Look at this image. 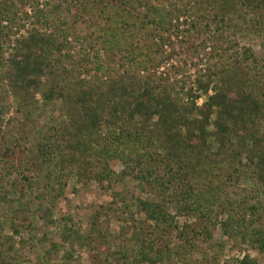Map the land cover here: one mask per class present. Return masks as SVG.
<instances>
[{
  "label": "trees",
  "instance_id": "trees-1",
  "mask_svg": "<svg viewBox=\"0 0 264 264\" xmlns=\"http://www.w3.org/2000/svg\"><path fill=\"white\" fill-rule=\"evenodd\" d=\"M40 1L0 0V116L2 97L10 90L19 98L20 112L33 120L31 102L37 94L44 106L61 101L64 116L33 141L20 133L2 156L29 153L24 172H31L32 179L14 178L11 168L0 170V202L18 204L0 216V264H25L18 243L24 250L34 241L36 211L49 197L61 196L72 177L80 183H108L109 188L132 179L154 186L164 202L126 198L124 206L116 207L122 195L115 193L114 201L92 216L86 236L69 227L71 220L60 225L47 211L43 220L60 225L61 231L39 242L46 247V260L70 245L60 264H72L73 247L79 245L94 252L92 264H195L191 255L202 243L212 253L205 264H220L217 250L223 251L225 242L214 241L218 227L223 237L241 240L264 257V59L251 49L240 54L239 45L224 38L227 32L245 31L264 38V0H42L45 6L39 9ZM18 4L33 6L35 20L28 37L18 40L6 59L14 29L23 20ZM140 7L146 9L144 18ZM182 17L193 19L199 35L214 33L220 44L206 72L198 73L196 90L186 93L183 86L137 74L152 64V53L143 54L142 45L159 46L153 39L163 41L162 34ZM94 19V24H109L99 37L107 54L118 51L114 62L120 69L110 66L89 81L68 68L76 60L69 38L82 21ZM117 19L120 31L113 28ZM210 90L214 94L199 107ZM117 162L124 166L119 174L113 167ZM242 185L245 196L229 203L223 219L216 205ZM33 186L46 191L37 197L36 208L27 194ZM11 195L19 197L11 200ZM104 214L122 224L117 234L111 231V219L101 222ZM179 216L197 217L200 223L197 228L188 222L180 226ZM236 264L260 263L246 255Z\"/></svg>",
  "mask_w": 264,
  "mask_h": 264
},
{
  "label": "rangeland",
  "instance_id": "rangeland-1",
  "mask_svg": "<svg viewBox=\"0 0 264 264\" xmlns=\"http://www.w3.org/2000/svg\"><path fill=\"white\" fill-rule=\"evenodd\" d=\"M134 2L136 6H139L137 1ZM44 6L45 2L41 0L38 4V8L42 9ZM18 7L21 9L20 16L23 17V20L21 26L14 29L15 34L11 38L10 48L5 52L6 59L10 57L13 49L17 46V41L28 37L35 20L36 9L33 6L28 5L23 8L18 4ZM139 11L142 15L141 17L144 18L146 9L140 7ZM72 13L75 15L76 9H73ZM25 14L28 15V18H25ZM88 18L89 17H87V19ZM82 22L76 27V35L69 38L71 54L76 57V60L74 65L68 68L72 70L78 69L79 72L77 73H80L83 79L89 81L97 76L102 77L110 66L118 71L120 67L114 62L119 58L116 57V54H119L118 51L115 50L113 53L107 54L103 48V41L99 37V34L102 32L101 29L108 27L109 24L105 20H100L97 24H94L95 19L93 23L89 21ZM173 25L174 27H172L170 32L162 34L163 41H161L160 38H151L155 40L154 43L159 46L155 44L151 45L147 43V41V44L145 43L142 45L143 54L151 55L152 53V64L138 69L137 74L142 78L152 76L157 81L161 80L163 81L162 83L168 85H177L179 88L183 86L184 93H186L190 89L196 90L195 82L198 73L200 71L203 73L206 72V69L211 63L210 57L212 52L215 47L220 44L215 35H213L214 33L199 35L197 29L193 27V19L191 17H182L179 22L175 19ZM121 27L122 22L119 21V19L113 21L114 29L120 31ZM77 34L79 36H77ZM224 38L236 42L239 45L238 51L240 54L245 49H251L258 59H264V38L253 33H248L247 31L237 35L227 32ZM86 57L88 60H86ZM142 60L143 58H141L140 61ZM133 67L134 70L135 66ZM128 69H131L129 65ZM213 94V90H210L207 95L202 96L197 102V105L199 107L202 106L204 102L208 100V97ZM2 99L4 100L1 101L3 110L0 116V170L3 168H8L9 170L13 169V177H16L18 180L21 179V176L32 179L31 172H24L25 163L29 160V153L24 155L22 151H17L15 157L10 159L2 158V156L5 154L7 146L10 147L14 139L21 136L20 133L23 134L26 140L30 139L33 141L34 138L43 135L50 127L57 125L64 116L62 110L63 103L61 101H56L49 106H44L42 95L37 94L34 102H31L34 108H32V112H34L33 120L31 117L20 112L19 98L16 97L12 90L2 97ZM182 99L184 103L189 102V97L185 96V94H182ZM113 167L118 174L124 170V166L120 162L114 164ZM65 183V190L61 196L58 195V197L56 196L55 198L49 197L48 200L44 202L43 207L36 211V216L33 219L35 228L34 241L24 250L21 249L17 242V247L25 258V264H60V260L65 255V252L71 251L72 247L66 245L60 250L57 258L50 261L46 260V247L39 243L44 235L47 234L50 238H56L61 231L59 226L64 224L63 219L65 218L71 220V222H67L69 227H74L77 231H80L82 236L88 235L91 233L92 216L97 211L103 212L101 207H106L114 201L115 193L122 195V198L117 199L116 207L124 206L122 201L126 198L128 202H131V199L164 202V194L155 189L154 186L140 184L132 179H127L123 182H114L111 188H109L108 183H104L103 186L97 182L80 183L76 177L67 179ZM243 187V185L235 187V189L228 192L221 204L216 205L217 210L223 213V219H226L228 216V214L225 215L224 213L228 212L229 203L236 200L240 201L245 196L246 191L243 190ZM31 188V190L27 191V194L30 200L34 202L36 208L39 205L37 197L41 194H46V191H42L35 186ZM246 190L249 189L246 188ZM18 191L20 192L21 188H18ZM18 197L19 195H11L9 199H18ZM17 207L18 204L11 205L0 202V216L8 215L9 211ZM47 211L51 212L53 219L59 222L61 221L59 223L60 225L49 226L47 222L43 220ZM170 212L173 216H176L177 209L172 207ZM104 215L101 222H104L106 219H111V231L117 234L122 224L116 222L111 214L109 216L108 214ZM178 222L180 226L188 222L196 225V228L200 223L197 217L186 218L184 216H179ZM6 234L9 235L11 232L7 231ZM213 235L215 242H219L222 239V242H225L224 250H217L220 256V264H236L237 261H240L246 255H249L252 259L258 260L260 264H264V257L249 245L243 244L241 240H232L223 237V232L220 227L213 230ZM24 237L28 239L27 235ZM19 240L20 238H16V241ZM73 249L74 258L72 264H92V255L95 256L94 252L90 253L89 250H82L79 245H76ZM211 256L212 253L208 250L206 244L200 243L198 244V251L194 252L191 258L195 264H205V257L211 258ZM105 258L106 254L102 256L101 259L104 260Z\"/></svg>",
  "mask_w": 264,
  "mask_h": 264
}]
</instances>
